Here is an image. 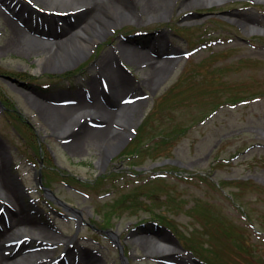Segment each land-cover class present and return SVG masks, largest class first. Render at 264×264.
I'll use <instances>...</instances> for the list:
<instances>
[{"label": "rangeland", "instance_id": "374dc122", "mask_svg": "<svg viewBox=\"0 0 264 264\" xmlns=\"http://www.w3.org/2000/svg\"><path fill=\"white\" fill-rule=\"evenodd\" d=\"M17 1L0 0V11L28 34L49 39L40 30L49 29L45 14L56 16L54 33L81 29L84 7L22 0V12L32 14L27 25L17 16ZM249 14L254 24H245ZM2 17L0 44L9 36ZM122 42L157 64L167 61L168 70L146 87L148 67L115 58ZM82 50L71 60L61 57L62 64L43 67L40 52H0V151L29 217L57 235L48 243L21 232L17 237L27 241L8 244L15 248L5 253L24 244L22 256L44 249L53 264H64L61 258L74 246L102 264H164L138 239L157 241L164 234L181 251L179 258L168 257L174 261L168 264H264V0H204L141 21L132 15ZM109 53L110 74L102 67ZM120 75L132 83L118 90L112 111L140 102L129 108L137 111L128 119L103 123L76 116L56 128L34 102L35 97L66 107L79 98L93 102L87 97L93 93L99 104L108 105L101 89L108 83L106 96L114 97ZM84 124L104 130L110 124V134L122 133L115 152L100 138L82 141L88 132ZM162 137L167 142H157ZM76 141L82 151L71 145ZM39 177L51 187L53 200ZM7 223L0 220V227ZM19 258L21 264L36 259Z\"/></svg>", "mask_w": 264, "mask_h": 264}, {"label": "bare ground", "instance_id": "6f19581e", "mask_svg": "<svg viewBox=\"0 0 264 264\" xmlns=\"http://www.w3.org/2000/svg\"><path fill=\"white\" fill-rule=\"evenodd\" d=\"M55 3L59 2H67L70 4H76L77 7H67L66 9H79L84 7L81 10L80 15L81 18V29L80 30H71L69 32L58 31L54 33L52 32L54 29V25H57V19L54 15L45 14L44 21L49 24V29H45L44 27L40 30L43 34H47L49 39L42 38L37 35L28 34L24 28H22L18 22L14 21V19L7 15L3 10L0 11L2 14V18H5L6 25L9 27V36L5 39V41L0 44V52L6 49L17 50L21 52H40L43 54V57L40 58L41 64L40 67L43 66H51L54 62L61 63V57L65 56L67 60H71L75 56L76 53H81L84 49H89L91 44L100 39L101 35L106 34L107 29L111 26H114L120 19H129L132 15L138 16L139 20L147 19L149 17H154L158 14L170 13L173 10H179L183 7L196 2H202L204 0H180V2L175 3L173 0H50ZM5 2L7 8H10L11 3ZM22 0H18L15 4V8H19V13L17 16L21 21L25 22L27 25H30L33 21L32 14L26 15L22 12L23 7ZM52 16V17H49ZM254 19L251 14L245 17V24L253 23ZM53 25V26H52ZM39 22H37L36 29H38ZM61 27V25L58 24ZM52 37V38H51ZM165 39V37H164ZM121 49H120V48ZM118 50L119 52L115 53V58L123 59L126 58L128 61L143 63L144 66L148 67V74L143 78L142 84H145L146 87H150L154 85L157 80L160 78L165 71L168 70L167 61H163L160 64H157L154 60L151 59L147 53L143 51H139L136 48L128 46L127 43L122 42L119 43ZM111 54H105L103 60V69L106 73L111 72ZM150 58V59H149ZM62 64V63H61ZM116 78V77H114ZM113 78V79H114ZM117 80L114 81L119 83L116 88L113 90H117L114 97L109 98L110 103H117L119 101V91L125 87L126 83L131 84L132 82L128 79H124L118 76ZM119 79V80H118ZM121 80V81H120ZM127 84V85H129ZM92 85H97L96 80L92 81ZM33 98V97H32ZM93 102H88L83 98L77 99V102L71 104L69 106H55L49 105L43 102H40L37 98L34 97L35 104H39V109H43L44 114L46 116H50L53 118V126L57 127V124L60 126V123L63 122H71L72 119L76 116H94L95 118H101L103 123L108 122V119L114 117L115 119L126 117H133L137 109L129 110L130 107L138 105L140 102H135V105L132 106H123L120 111H112L104 108L103 104H99L96 99L91 98ZM121 108V107H120ZM58 111V114L54 112ZM104 112V113H103ZM64 124V123H63ZM111 124V123H110ZM110 124L107 125V130L103 128H93L89 124H84L81 128L86 129V136L84 135L82 138L84 140H88V143H92V139L100 138L102 140V146L111 150V152H115V147L119 143L122 133L110 134L113 132V128H110ZM109 126V127H108ZM116 130V129H115ZM124 132V131H122ZM110 134V136L105 137V135ZM89 136H92L89 138ZM81 138V139H82ZM91 140V142H90ZM80 142L76 141L72 143V146H75V150L82 151V148H76ZM27 205H23L22 195L19 194L18 190L14 185L11 184L9 172L5 166V154L0 151V211L2 215L0 220H7L6 226L0 227V264H21V258H26L28 256L35 257L36 259L32 263L26 264H53L49 257H51L49 251L47 250H37L33 253L21 255L22 253V245L17 249L16 252L13 253H5V249L15 248V245H11L7 247L8 244L12 242H17L20 238L17 235L21 232L27 231V234L32 236L30 240L34 239H43L49 241L57 240L54 233H52L49 229L40 226L37 224L36 220L32 217H29L27 211ZM8 216V217H4ZM22 239V238H21ZM140 244L145 245L146 253L151 255H155L159 258H164L166 263L172 260L168 257L179 258L181 256V251L176 247L175 244L171 242V239L168 235H159L158 239L160 241L165 242V244L160 243L153 240V238L148 236H140L138 237ZM29 240V239H28ZM29 240V241H30ZM27 241L24 240V242ZM23 242V243H24ZM85 249V248H84ZM79 249L76 247H68L62 262L64 264H102L103 261L101 258L96 257L92 252V257L87 255V250ZM38 256V257H37ZM86 262V263H85ZM174 262V261H170Z\"/></svg>", "mask_w": 264, "mask_h": 264}, {"label": "trees", "instance_id": "16d2710c", "mask_svg": "<svg viewBox=\"0 0 264 264\" xmlns=\"http://www.w3.org/2000/svg\"><path fill=\"white\" fill-rule=\"evenodd\" d=\"M157 142H167V139L162 137L161 140H158ZM122 204V203H121ZM121 204H119L118 206H120ZM117 206V207H118ZM238 247L245 253V252H249L248 250L250 249L248 246H245V244L243 242L238 243Z\"/></svg>", "mask_w": 264, "mask_h": 264}]
</instances>
